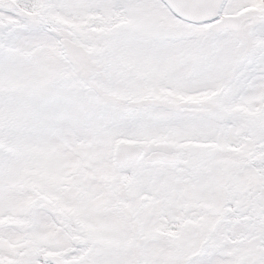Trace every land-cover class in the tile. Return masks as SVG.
Listing matches in <instances>:
<instances>
[{"label":"snow or ice","instance_id":"1","mask_svg":"<svg viewBox=\"0 0 264 264\" xmlns=\"http://www.w3.org/2000/svg\"><path fill=\"white\" fill-rule=\"evenodd\" d=\"M0 264H264V0H0Z\"/></svg>","mask_w":264,"mask_h":264}]
</instances>
